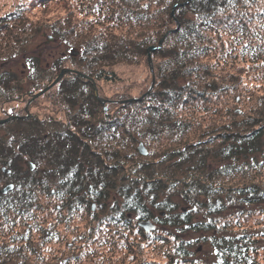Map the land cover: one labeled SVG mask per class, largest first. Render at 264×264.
Here are the masks:
<instances>
[{"label": "trees", "instance_id": "1", "mask_svg": "<svg viewBox=\"0 0 264 264\" xmlns=\"http://www.w3.org/2000/svg\"><path fill=\"white\" fill-rule=\"evenodd\" d=\"M258 1L33 0L63 2L76 14L50 24L33 23L32 7L0 16V105L70 70L49 89L66 120H0V264H102L117 245L131 254L151 246L167 264H262L264 108L214 128L207 141L187 137L191 119L209 112L192 104L216 91L203 61L214 50L204 51L200 29L248 31L246 5ZM43 30L73 52L44 68L28 53ZM165 35L152 53L164 61L157 88L105 113L95 83H117L121 66L148 61ZM20 56L24 75L4 65ZM161 137L169 143L152 144ZM142 140L152 158L139 152ZM148 220L157 227L151 235L138 225ZM199 246L208 257L191 251Z\"/></svg>", "mask_w": 264, "mask_h": 264}, {"label": "rangeland", "instance_id": "2", "mask_svg": "<svg viewBox=\"0 0 264 264\" xmlns=\"http://www.w3.org/2000/svg\"><path fill=\"white\" fill-rule=\"evenodd\" d=\"M32 1L0 0V16L16 11L19 7H32L33 10H31L29 15L32 14L30 18L33 23L50 24L56 19L64 22L68 18V13L72 11L73 16L76 14L74 9L69 10L68 6L63 2H50L46 5L37 4L38 6L34 7L30 6ZM246 6L248 7L247 11L249 10L248 15L251 17H248L250 25L248 31L243 32L240 30L241 34L235 35V33L230 32L231 28L229 27H218L207 34L205 29H200L202 38L199 39L204 41V51H209L211 46L214 50L203 61H206V64L211 66L212 78L210 80L215 83L210 87H216V91L209 99L192 104V108L198 105L203 108H209V112H207L208 114H198L196 119H191L193 122L192 129L191 131L188 130L189 132L187 133V137H190V139L202 138L204 141H207L214 137V128L221 127L229 120H251L253 115H257L259 109L264 108V0H259L256 5L250 6L248 4ZM189 17L190 20L195 18L192 15H189ZM74 41L72 39V42ZM238 45L242 48L237 49ZM151 47L149 48L148 61L143 59L139 65L121 66L119 70L120 80L117 83H95L96 94L100 99H103L102 104L105 107V113L110 111V109L115 110L117 107L121 109V103H124V101L134 98L140 99L157 88L156 82L159 77V66L163 67L164 61L152 56V53L156 50L150 52ZM69 49L72 50V47L65 41L54 39L51 33L43 30L28 46V53L40 55L42 59L41 64L44 68L50 67L58 58L70 54L71 51ZM251 51H255L256 55H253L255 53H251ZM20 57H15L12 61L4 62V65L7 69L24 75L29 70L24 67L22 59L24 56ZM42 67H40V70ZM41 91L33 89L30 93L23 95V97L17 98L16 101L2 103L0 105V120L9 121L14 116H25L31 113H35L40 117L54 115L57 119L66 120L65 113L63 112L65 109L58 103L59 95L57 89H51L36 97ZM108 106L110 109H108ZM189 107L184 108L180 112L181 115H185ZM168 139L161 137L152 144L165 141L169 143L170 140L167 141ZM140 144H143L147 151V155L145 156L150 157L153 150L149 148V144H145L143 140ZM96 210L95 205L94 211ZM156 230L157 227L155 230L145 232L146 235H151ZM126 233L128 234V232ZM131 239L138 242L141 241L139 236L135 234H133ZM117 246V250L109 253L108 259L102 264H145L146 262L149 264L152 262L153 264H167V258L153 251L151 246L148 248L143 246V254L141 250L140 253L131 254L122 245ZM191 251L199 252L198 255L200 257H208L207 254L211 252L207 246L192 248ZM107 255L108 253H105L104 256L106 257ZM260 261L264 264L263 260ZM90 264H101V262L98 260Z\"/></svg>", "mask_w": 264, "mask_h": 264}, {"label": "water", "instance_id": "3", "mask_svg": "<svg viewBox=\"0 0 264 264\" xmlns=\"http://www.w3.org/2000/svg\"><path fill=\"white\" fill-rule=\"evenodd\" d=\"M173 14H174V10H173ZM164 39H165V38L163 37L162 40L159 42V46H153V47H151V49H150L151 51H150V52H153V51H155V50H157V49H160V48L162 47V44H163ZM68 71H70V70H68V69H64V70L59 74V76L57 77V79H56V80H55L50 86L46 87L44 90H42L41 92H39V93L36 95V97L41 96L42 94H44L45 92H47L50 88H52L55 84H57V83L59 82V80L63 77L64 73H65V72H68ZM1 122H3V121H1ZM139 151H140V153H141L142 155H147V151L145 150L143 144H140V146H139ZM32 168H33V166H32ZM9 188H10V187L5 188L4 191H5V192L8 191ZM92 208H93V210L95 209V205H94V204L92 205ZM138 225H139L140 227L144 228V230H145L146 232H150V231H152V230H155V228H156L155 224H154L151 220H148V221H139V222H138Z\"/></svg>", "mask_w": 264, "mask_h": 264}]
</instances>
